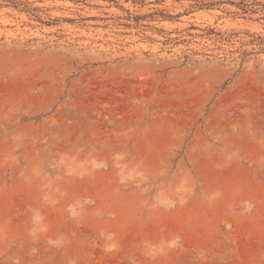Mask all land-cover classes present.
<instances>
[{
  "label": "rangeland",
  "instance_id": "obj_1",
  "mask_svg": "<svg viewBox=\"0 0 264 264\" xmlns=\"http://www.w3.org/2000/svg\"><path fill=\"white\" fill-rule=\"evenodd\" d=\"M29 2L0 0V264H264V0Z\"/></svg>",
  "mask_w": 264,
  "mask_h": 264
},
{
  "label": "trees",
  "instance_id": "obj_2",
  "mask_svg": "<svg viewBox=\"0 0 264 264\" xmlns=\"http://www.w3.org/2000/svg\"><path fill=\"white\" fill-rule=\"evenodd\" d=\"M4 2H7V3H10L11 5H14L15 7H19V6H25L27 8V5L30 4V0H25L24 1H15V0H3ZM38 2H42V1H45V0H37ZM0 6H1V3H0Z\"/></svg>",
  "mask_w": 264,
  "mask_h": 264
}]
</instances>
